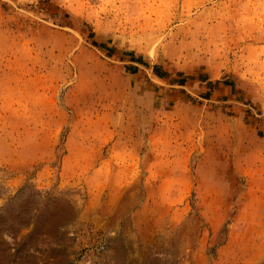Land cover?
I'll return each instance as SVG.
<instances>
[{
  "label": "rangeland",
  "instance_id": "374dc122",
  "mask_svg": "<svg viewBox=\"0 0 264 264\" xmlns=\"http://www.w3.org/2000/svg\"><path fill=\"white\" fill-rule=\"evenodd\" d=\"M0 264H264V0H0Z\"/></svg>",
  "mask_w": 264,
  "mask_h": 264
}]
</instances>
